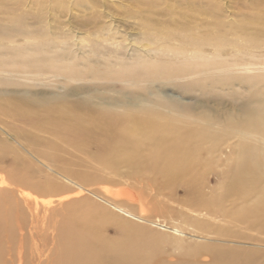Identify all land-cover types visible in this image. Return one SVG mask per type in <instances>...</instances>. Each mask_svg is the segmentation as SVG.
<instances>
[{"label": "rangeland", "instance_id": "obj_1", "mask_svg": "<svg viewBox=\"0 0 264 264\" xmlns=\"http://www.w3.org/2000/svg\"><path fill=\"white\" fill-rule=\"evenodd\" d=\"M215 40L224 44L233 42L238 48L235 53L252 50L257 55L253 60L264 62V48L259 45L264 44V0H92L89 5L80 0H0L3 78L18 79L15 69L20 72L25 64H38L45 72L53 71L55 66L63 73L78 71L81 74L89 69L99 72L110 69L113 76L124 79L135 71L154 69L155 61L160 62L159 68H176L201 63L200 55L210 60L231 56L232 48L222 52L211 49ZM143 45L150 50H145ZM26 70L33 71L35 67ZM46 80H28L35 86L23 87V90L48 91L47 85L36 83ZM106 83L112 81L85 77L71 81L68 84L79 89L74 90L70 99L85 96L87 93L81 88L89 85L102 91ZM59 86H62L59 89L66 87ZM17 88L22 90V87ZM5 89L7 94L15 90L0 84V98L6 95ZM108 94L116 96L114 90ZM117 96L124 100L125 95ZM116 110L121 112L122 107L117 106ZM2 125L31 134L33 139L37 137L34 144L38 151L33 153L53 170L20 149L19 153L22 151L29 159L26 163L21 161L23 168L18 171L38 182L39 189H45L42 187L45 180L57 187L39 191L10 179L6 171L0 169V176L6 182L0 187V264H4L8 256H16L20 244L25 249L22 264H62L67 262L72 246L82 245L85 239L116 249L128 260L142 259L145 264H193L202 259L218 264L220 256L219 260H214L210 258L211 252L221 255L227 248H236L243 255L250 249V263L264 264V232H256V229L254 237L241 238L240 229L232 224L199 226L195 225L193 217H188V176L179 185L165 187L167 198L164 197L160 205L152 204V210L146 212L148 221L139 222L124 216L115 205L135 214L138 208L123 198L111 196L107 190L133 183L148 184L153 190L163 188L158 176L108 162L106 146L98 141V134L94 132H67L56 136L36 133L10 119H5ZM0 137L4 138L5 134L0 132ZM9 155L5 157L7 161L2 162L4 167L11 161ZM217 175L205 181L208 186L217 185L221 180ZM63 177L88 188L90 193L84 189L79 192L78 187ZM22 191L29 192L39 202L68 196L52 215L45 214L37 224L33 248L42 255H29L32 242L19 237V222L22 219L30 222ZM203 192L207 193L208 188L204 187ZM237 203L240 205L239 201ZM55 205L57 203L52 208ZM217 229L219 233H214ZM203 244H213L215 248L203 251L202 255L195 253L194 247ZM234 259L239 263L238 257Z\"/></svg>", "mask_w": 264, "mask_h": 264}, {"label": "bare ground", "instance_id": "obj_2", "mask_svg": "<svg viewBox=\"0 0 264 264\" xmlns=\"http://www.w3.org/2000/svg\"><path fill=\"white\" fill-rule=\"evenodd\" d=\"M80 1L89 5L92 0ZM215 42L211 49L222 52L232 48L231 56L210 60L200 55L201 63L176 68H159L160 62L155 61L154 69L138 70L127 74L124 79L113 76L108 68L101 72L89 69L81 74L78 71L63 73L59 66H55L53 71L45 72L38 64H25L20 72L15 69L18 79L11 76L3 78L5 69L0 66V84L14 89L22 87V90L17 88L8 94L5 89L6 95L0 98V132L5 134L4 138L0 137V169L6 171L10 179L39 191H51L57 187V184L45 180L42 182L45 189H39L38 182L31 181L30 177L18 171L23 168L22 162L26 163L29 159L22 151L19 153L20 149L50 171L53 170L33 153L38 151L34 144L38 138L33 139L31 134L19 132L12 126L4 128L2 122L5 119L14 120L36 133L49 135L94 132L98 134V141L106 146L108 162L155 174L163 182L164 187L155 190L148 184L135 183L109 188L107 192L111 196L123 198L138 208L135 214L114 204L127 218L148 221L149 213L146 212L152 210V204L160 205L167 198L163 189L179 185L188 176L190 204L187 211L188 217L195 219V225L219 227L232 224L240 229L241 238L254 237L256 229V232H264V62L254 61L257 55L252 50L235 53L238 48L233 42ZM259 45L264 48V44ZM143 46L145 50H150L148 46ZM259 64L262 66H257ZM29 67H35V70H26ZM84 77L106 79L112 83L103 84L102 91L92 85L81 88L87 94L70 99L79 86L68 83ZM40 78L47 80L36 83L47 85L48 91L23 90V87L35 86L28 80ZM59 85L66 87L59 89L62 88ZM113 90L114 97L108 94ZM117 95H125L122 96L124 100ZM117 106L122 107L121 112L116 110ZM8 154H11V161L8 167H4L2 162L7 161L5 157ZM54 174L61 176L56 171ZM217 174L221 180L217 185L208 186L205 181ZM63 179L78 187L79 192L84 189L90 193L88 188L77 182L67 177ZM5 184L4 177L0 176V187ZM204 187L208 188L207 193L203 192ZM67 197L39 202L29 192H21L30 222L27 223V219L26 222L23 219L19 222V237L32 242L28 248L29 255L43 254L33 248L36 231L38 233L37 224L45 214L52 215V211ZM55 203L57 205L52 208ZM213 232L219 233L218 229ZM18 248L16 256H8L4 264H22L25 249L21 244ZM211 248L215 245H198L194 247V252L201 254ZM221 252L219 255L212 251L210 258L215 260L220 256L218 264H252L248 255L252 252L250 249L245 255L236 248ZM125 257L116 249H108L85 239L82 245L72 246L67 262L62 264L146 263L136 257L130 260ZM234 257L239 258V263ZM193 264L209 262L202 259L200 263Z\"/></svg>", "mask_w": 264, "mask_h": 264}]
</instances>
